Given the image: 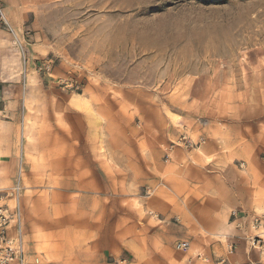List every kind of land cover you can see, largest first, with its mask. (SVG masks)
Returning <instances> with one entry per match:
<instances>
[{
  "label": "rangeland",
  "instance_id": "obj_1",
  "mask_svg": "<svg viewBox=\"0 0 264 264\" xmlns=\"http://www.w3.org/2000/svg\"><path fill=\"white\" fill-rule=\"evenodd\" d=\"M19 9L14 33L0 29L12 50L0 56V149L18 156L20 197L26 168L30 184H55L47 195L68 218L57 182L91 183L89 224L109 240L78 238L86 264H264V0ZM8 168L0 161V181ZM206 182L240 196L222 230L199 208Z\"/></svg>",
  "mask_w": 264,
  "mask_h": 264
},
{
  "label": "crops",
  "instance_id": "obj_2",
  "mask_svg": "<svg viewBox=\"0 0 264 264\" xmlns=\"http://www.w3.org/2000/svg\"><path fill=\"white\" fill-rule=\"evenodd\" d=\"M0 2L4 6L11 26L18 27L23 18L22 11L19 9L22 0H0ZM11 53L10 43L5 40L0 41V56H10ZM0 153V161L8 163L9 167L6 179L0 181L1 196L13 184L18 156L14 151L13 153L11 151L4 152L3 149H0ZM25 167H27V164H25ZM62 170H64V166H62ZM25 171L26 174L22 178V184L26 187V192L20 197V204L23 210L22 234L23 243L26 246L24 247V257L27 264H68L67 261L72 257L75 258L76 264H86L89 258L82 257L80 259L78 256V248L76 247L80 241L78 238L95 234L99 239L106 238L105 240H109L108 230L105 228L104 223L101 229L98 223L94 225L96 228L89 224L90 220H94V218L87 214L88 210L84 204L88 203L90 199L91 202L95 201L93 198L94 193L89 191L91 183L87 179L83 180L80 176L74 175L57 182L58 187L65 189L72 195L71 200H69L72 205L71 214L68 218H65L63 207L56 206H61V204H57L58 201H55V199H49L47 195L50 193L48 191L56 189L55 184L48 181L45 187H36L30 184V174L26 168ZM44 177L47 178V175ZM223 185L220 195L215 186H211L207 182L204 183V193L201 194L202 202L199 204L200 206L206 205V209L205 207L199 208L209 221L217 222L216 226L221 230L223 227H227L226 222L229 220L230 211L242 205L239 194L235 193L226 184ZM235 190L238 191V189ZM41 192L45 194L41 196ZM73 196H76L77 200ZM102 196V199H104V191ZM40 197L44 199H40ZM80 218L81 221H85V224H89L87 228L83 229L79 226L78 221ZM68 219H71V226L64 223V220ZM205 230L207 229L205 228Z\"/></svg>",
  "mask_w": 264,
  "mask_h": 264
},
{
  "label": "built area",
  "instance_id": "obj_3",
  "mask_svg": "<svg viewBox=\"0 0 264 264\" xmlns=\"http://www.w3.org/2000/svg\"><path fill=\"white\" fill-rule=\"evenodd\" d=\"M3 28L10 33H14L11 24L5 14L4 6L0 2V29ZM23 56H25L23 54ZM185 141L186 145L192 147V143L182 136L180 141ZM21 184L18 182L0 196V264H26L24 257L22 218L19 204ZM7 201H13L10 207ZM176 248L180 251L188 249L186 242L176 243Z\"/></svg>",
  "mask_w": 264,
  "mask_h": 264
},
{
  "label": "bare ground",
  "instance_id": "obj_4",
  "mask_svg": "<svg viewBox=\"0 0 264 264\" xmlns=\"http://www.w3.org/2000/svg\"><path fill=\"white\" fill-rule=\"evenodd\" d=\"M177 118V117H176Z\"/></svg>",
  "mask_w": 264,
  "mask_h": 264
}]
</instances>
